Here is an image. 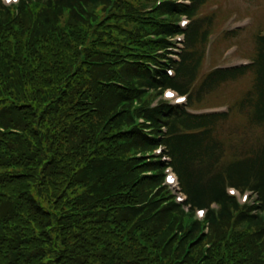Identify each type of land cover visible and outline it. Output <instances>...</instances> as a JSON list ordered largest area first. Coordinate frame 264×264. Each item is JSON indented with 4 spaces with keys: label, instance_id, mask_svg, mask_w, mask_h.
Here are the masks:
<instances>
[{
    "label": "trees",
    "instance_id": "16d2710c",
    "mask_svg": "<svg viewBox=\"0 0 264 264\" xmlns=\"http://www.w3.org/2000/svg\"><path fill=\"white\" fill-rule=\"evenodd\" d=\"M209 1L0 0V264H264V31L203 71ZM247 72L227 110L193 109ZM233 110L263 126L243 152Z\"/></svg>",
    "mask_w": 264,
    "mask_h": 264
},
{
    "label": "rangeland",
    "instance_id": "374dc122",
    "mask_svg": "<svg viewBox=\"0 0 264 264\" xmlns=\"http://www.w3.org/2000/svg\"><path fill=\"white\" fill-rule=\"evenodd\" d=\"M203 9L215 14V25L203 71L216 65L249 62L256 49V33L264 31V0H210ZM252 82L253 73L250 72L225 82L204 95L201 101L194 102L193 109H227ZM233 111L218 129L219 135L230 148L229 151H242L258 145L261 141L259 138L263 136V126L252 125L248 121L246 111ZM250 194L251 192H248V195ZM196 214L198 215L197 209Z\"/></svg>",
    "mask_w": 264,
    "mask_h": 264
}]
</instances>
